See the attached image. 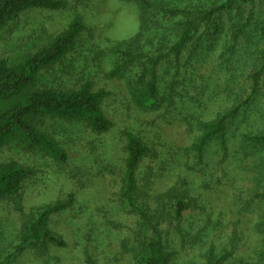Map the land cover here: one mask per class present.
I'll use <instances>...</instances> for the list:
<instances>
[{
  "label": "rangeland",
  "instance_id": "1",
  "mask_svg": "<svg viewBox=\"0 0 264 264\" xmlns=\"http://www.w3.org/2000/svg\"><path fill=\"white\" fill-rule=\"evenodd\" d=\"M61 11L31 9L0 30V61L21 63L68 29L76 19L84 23L75 49L52 69L41 73L38 89L76 90L85 83L105 90L103 109L113 128L105 134L87 124L51 117L37 121L39 130L59 142L68 161L59 163L24 143L0 149V165L16 162L32 171L24 184L22 209L0 201V254L18 245L20 234L36 211L56 202H72L68 210L49 220L50 232L64 246L46 244L24 249L12 264H136L138 217L121 201L126 158V133L143 138L151 153L139 172L141 184L150 185L148 202L169 190H186L191 209L185 213L182 242L171 229L169 244L176 253L172 264H205L211 246L229 249L227 264H257L264 251V148L248 149L244 135L264 133V79L250 110L234 120L227 133V155L213 143L200 165L188 150L199 136L198 122H210L246 100L250 76L263 64L264 42L251 35L264 23V0L244 6L243 18L255 20L247 36L233 40L228 21L225 34L209 53L200 54L191 68L171 59L162 62L163 85L175 96L158 110L139 108L132 99L134 70L108 78L116 57L111 49L130 43L140 32L139 15L124 0H64ZM169 7L217 5L223 0H152ZM241 22L237 24L240 26ZM233 29V30H232ZM238 29V28H237ZM252 36V39L251 37ZM238 43L236 45V43ZM235 45V46H234ZM138 74V73H137ZM212 224V232L202 229Z\"/></svg>",
  "mask_w": 264,
  "mask_h": 264
},
{
  "label": "trees",
  "instance_id": "2",
  "mask_svg": "<svg viewBox=\"0 0 264 264\" xmlns=\"http://www.w3.org/2000/svg\"><path fill=\"white\" fill-rule=\"evenodd\" d=\"M124 1L136 9L140 32L127 45H116L111 49L116 62L107 76L110 79L121 78L134 70L137 76L131 88L133 102L139 108L153 111L176 95L173 88L171 90L162 84V62L171 59L179 71L180 61L187 55L184 65L191 68L203 51L209 53L219 42L229 26L228 21L235 31L234 41L240 35L247 36L255 14L243 18L244 6L253 5L257 0H223L217 5L197 7H169L152 0ZM67 6L64 0H0V30L28 10L61 11ZM239 20L241 24L237 27ZM84 30V23L76 19L67 30L21 63L0 61V149L13 143H24L59 163H66V150L58 141L39 130L38 119L51 117L85 123L97 134H105L113 128L103 109V102L109 96L105 90L95 91L91 83H85L76 90L37 88L41 73L61 63L75 49ZM255 34L259 42H264V23L256 27L254 33L251 31L252 36ZM261 59L262 66L250 76L252 86L249 92L246 91V100L220 113L213 121L197 123L199 136L188 150L197 160L196 165L202 163L208 148L215 142L227 155L229 125L250 110V105L261 92L264 52ZM125 139L126 158L120 197L128 212L139 219L133 258L136 264H172L176 253L170 248L169 236L171 229H174L182 242L185 240L183 221L185 213L191 209L188 192L169 190L158 196L152 206L146 193L151 188L148 179L145 184H141L139 179L140 169L149 157L151 148L143 138L133 133H126ZM243 142L248 149L264 148V133L244 135ZM31 175L30 169L16 162L1 164L0 201L9 200L19 211H23L22 192ZM257 198L264 200V196ZM71 204L70 201H59L36 211L25 224L12 253L7 256L0 254V264H12L28 247L40 249L46 244L64 246L50 232L48 223L51 217L68 210ZM202 230L212 232L211 222L209 226L204 225ZM231 256L229 249L217 252L216 247L211 246L206 253L205 264H227ZM257 258V264H264V251L258 252ZM85 264L96 263L90 255H86Z\"/></svg>",
  "mask_w": 264,
  "mask_h": 264
}]
</instances>
